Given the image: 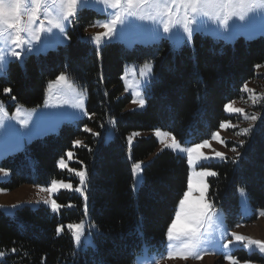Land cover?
Masks as SVG:
<instances>
[{
	"label": "trees",
	"instance_id": "trees-1",
	"mask_svg": "<svg viewBox=\"0 0 264 264\" xmlns=\"http://www.w3.org/2000/svg\"><path fill=\"white\" fill-rule=\"evenodd\" d=\"M99 17L93 10H79L67 43L28 54L22 63L11 61L0 76V101L9 110L41 105L47 85L64 74L84 92L88 113L0 162L9 173L4 191L44 186L53 179L72 181L75 189L79 179L58 167L68 153L73 158L68 164L87 173L84 195L60 190L55 200L62 207L55 213L43 205H23L12 215L0 209V264H133L143 248L163 251L167 227L186 190L188 166L168 150L153 155L158 142L143 133L161 129L182 144L208 138L227 118L224 105L238 99L242 86L264 67V35L226 43L195 33L191 44L180 48L164 40L132 48L105 42L96 48L85 30ZM146 62L153 71L143 90L145 106L127 109L132 97L121 76L126 65ZM108 128L113 137L105 141ZM133 133L138 135L129 146ZM77 140L81 143L75 145ZM145 160L134 188L132 166ZM209 167L217 175L208 180V199L222 209L229 227L240 219L239 188L246 191L254 218L264 210V96L239 155ZM81 221L91 240L87 247L77 245L68 228Z\"/></svg>",
	"mask_w": 264,
	"mask_h": 264
},
{
	"label": "rangeland",
	"instance_id": "rangeland-1",
	"mask_svg": "<svg viewBox=\"0 0 264 264\" xmlns=\"http://www.w3.org/2000/svg\"><path fill=\"white\" fill-rule=\"evenodd\" d=\"M5 2H7V0H5ZM21 3L22 9L19 15V20L23 23H26L31 12V0H21ZM83 8L93 10L100 15V17L96 19L95 26L93 28L85 30V34L96 48H99L105 42H119L126 48H132L135 45H150L154 43H160L163 40L173 48H180L182 46L190 45L192 37L195 33L221 39L226 43H233L239 37H243L244 39H252L257 36L264 35V7H257L255 10H250V5L241 6L237 3L236 6L232 9L237 13V15L233 16L230 19L229 27L226 31L223 28L219 27L216 23L209 22L205 18L202 19L201 23L193 25V27L196 28V31L193 32L191 38L189 39L187 37V34L183 33L182 25L179 27V31H173L169 34H165L163 33L162 24L158 25L152 23L151 21L140 20L137 17L133 16L128 17L127 21L124 24L117 25V28L112 36L103 38L100 46L97 47L95 42L91 40V37L105 31L104 28L97 25H99L100 23L109 22L113 18L115 10L112 8H106L103 3H98L97 0H88L86 5L78 3V11ZM227 11L228 9H225L226 13ZM53 12H55V9H53ZM239 14H244L245 18L243 20H240ZM75 19L76 16L71 18L70 23L66 22L65 33L63 35L57 29H52L51 32L45 30L39 33L41 38L39 40H36L33 33H22V38L26 41H31V44L34 46L35 50L31 52L16 48L15 44L11 43V41L9 40L5 46L7 60L3 71L0 72V76L4 74L8 63L11 61L22 63L24 57L28 54H44L48 50L54 49L58 45L67 43L68 39H64V36H67V32L72 29ZM41 21L44 22L45 29L50 27V25L47 24V20L45 19L43 13H41L39 19L35 22V26L39 27ZM4 27H6V25ZM11 31L14 34V30ZM27 47L28 45L26 43L23 48L27 49ZM12 50L21 51V57L17 58L11 56ZM144 64L130 63L126 65L122 74V76H125V79L122 80L124 88L128 89L127 91L125 90V92L130 94L132 97V101L127 105V109L133 108L135 110H141L144 108H141L138 106V104L133 103L134 99L144 98V77L141 76V70ZM255 74L256 76L254 79L248 81L242 86L240 97L227 103L231 104V106L234 108L243 109L244 113H246L248 117H251L253 115L257 116V119L255 121L246 119L245 115L242 113L227 112L224 109V114L227 116V118L222 122H225L226 124L230 123L234 127H226L222 129L219 125L217 129L212 131V133L216 132L219 134L220 138L224 141L223 144L219 143L216 140H213L212 133L208 138L195 143L186 142L182 144L177 139L176 140L184 147H191L195 144L202 143L204 140H208L209 146L203 147L199 149V151L205 153L208 156H213L214 151L223 153L225 157L237 156L239 154L240 146L243 145L241 144V141H243V143L245 142V138L249 136L257 123V120L259 118V105L262 97L264 96V67L258 68ZM150 76L147 78L148 81ZM245 85L249 91L243 90ZM138 91L141 93L140 96L136 95ZM80 97H83L84 105L82 109H77L73 107V105ZM0 104L3 105L4 110L7 113L6 117L0 116V118H3L4 121L3 124H0V162L4 158L23 150L24 147L33 139L57 132L59 126L62 123H74L75 121L86 117V115H84V112H86V96L82 90L78 89L68 79H66L65 81H58L56 78L55 80L51 81L47 85L45 98L41 105L35 107L16 105L13 110H9L5 103H2L0 101ZM17 109H19V112H17ZM250 125L252 126V130L248 135L237 134L241 129L248 128ZM157 130H160L161 132H167L170 135L167 137H158L155 134ZM143 135H153L157 140L158 146L153 155L161 152L162 150H168L173 154L184 158L187 163L186 152H174L172 149L166 148L164 143H161V140H163L165 143H171L173 135L170 132L161 129H154L150 132L143 133ZM131 136L133 137V142L134 136ZM112 137L113 132L111 128H108L104 134L105 141H108ZM233 148H235V151H232ZM71 160L73 161V158L68 156L67 161L63 160L64 167H58L61 170H66L68 176L79 179V177L76 176L75 173L81 171L80 169L82 168L78 169L76 166L71 167L68 164V161ZM220 161L223 160H219L218 158L212 159L208 162L203 163L201 166L212 170V168L209 167L210 164ZM147 162L148 160L140 161L139 163H141L143 167ZM0 169L3 168L0 167ZM193 171H199V168L193 169ZM189 172L190 169L188 166V175ZM140 174L141 170L138 173L139 177L141 176ZM210 177L206 178L207 184ZM7 179L8 175L4 176V174L0 172V209H2L8 215H12L14 209L23 205H28L31 207L43 205L51 210L50 203L46 205L44 201L47 200L50 202L52 199H55V196L60 190L72 191L74 189V186L72 190L60 189L58 192L51 195L47 191H41V188H47L50 186V181L47 185L44 186L25 184L12 191H4L1 185ZM64 182H70L73 185L72 181L66 180ZM187 187L188 183L186 185V190ZM200 187L201 185L198 182V178L194 176V191L186 207H191L195 204V198L199 196V191H197L196 189H199ZM241 189L243 188H239L237 191L240 213V219L238 223L232 227H229L225 222L222 209L215 206V208L217 209V215L222 220V224L219 225V231H217L218 225L216 223L206 225L208 233H211L212 235L213 242L211 244H203L201 246L204 250L201 258H158L159 254L161 253L166 255V245L168 244L166 238V244L163 251L150 252L147 249L143 248L137 255L133 264H229V261L225 259L226 252L236 257L240 264H244L245 261H247L248 264H264V253H260L259 250L255 248V246H252L251 249L244 248L243 244H237L235 241H233L231 235L232 233H236L253 240L264 242V215L261 214L262 212H264V210H258L257 215L254 218L253 210L248 201L246 191L243 189L244 191L241 192ZM206 199L209 201L208 190L206 193ZM174 218L175 213L173 219ZM183 227L184 221L182 219L177 223L176 229L180 230ZM86 238L89 239L83 234L82 240ZM229 241H233V243L232 245H230V250H226L223 248V244L228 243ZM180 243V240L174 241V244H176L177 247L180 245ZM244 243H246V241ZM246 257H248L249 259Z\"/></svg>",
	"mask_w": 264,
	"mask_h": 264
},
{
	"label": "snow or ice",
	"instance_id": "snow-or-ice-1",
	"mask_svg": "<svg viewBox=\"0 0 264 264\" xmlns=\"http://www.w3.org/2000/svg\"><path fill=\"white\" fill-rule=\"evenodd\" d=\"M88 0H31V12L29 19L26 23L19 20V15L22 9L21 0H0V72L3 71L7 55L5 52V46L10 40L11 43L15 44L16 48L26 50L28 52L34 51V46L31 41H26L22 38V33L31 32L35 35V39L39 40L41 37L39 35L42 31L51 32L52 29H57L63 35L65 33L66 22L70 23L71 18L77 16L78 13V3L87 4ZM98 3H103L106 8H112L115 10L113 18L109 22L100 23L99 27L105 29L104 32L98 33L91 37V40L95 42L97 47L100 46L101 41L105 37H111L117 28V25L124 24L128 17H137L140 20H148L155 24L163 25V33L169 34L173 31H179V27L182 25L183 33L187 34L190 39L196 28L193 25L201 23L202 19H207L209 22L216 23L219 27L223 28L225 31L229 27L230 19L237 15L232 9L236 4L241 6L250 5V10H255L257 7H264V0H97ZM55 9V12H53ZM225 9H228L227 13ZM41 13L44 14L47 24L50 25L45 29L44 22L41 21L39 27L35 26V22L39 19ZM245 18L244 14H239V19L243 20ZM6 25V27H4ZM11 30H14V34ZM64 39H68L65 35ZM27 43V49L23 46ZM21 51H11V56L20 58ZM153 71V66L151 63L146 62L141 70V76L144 77L143 86H147L148 77ZM67 78L64 74L57 77L58 81H65ZM124 80L125 76H121ZM128 90L127 88L125 89ZM244 91H249L245 85ZM5 93L10 92V89L5 88ZM137 96L141 93L138 91ZM133 103L138 104L139 107H144V98L134 99ZM84 105L83 97L77 99L73 107L77 109H82ZM224 109L227 112L242 113L245 115L246 119H251L255 121L257 116L253 115L248 117L244 113L243 109L234 108L231 104H225ZM19 112V109H17ZM84 115H88L84 112ZM0 116L6 117L7 113L4 110L2 104H0ZM3 118H0V124H3ZM115 123L113 119L111 121ZM23 123V122H22ZM220 127H234L233 125L221 122ZM85 131H91L85 126ZM252 130L250 125L248 128L241 129L238 135H248ZM158 137H167L170 134L167 132H161L157 130L155 133ZM93 135H99V133H93ZM138 135V133H133V136ZM133 137H128V144L131 146ZM212 139L223 144L224 141L220 138L219 134L216 132L212 133ZM74 144H80L81 141H74ZM161 143L165 144L166 148L172 149L177 153H187V164L189 166L190 172L188 175V187L187 190L183 192L182 197L179 199L178 206L175 211V218L171 220V223L167 227L166 238L168 244L166 245V255L163 253L159 254L158 258L161 259H187L193 257L196 259L201 258L203 254L202 245L211 244L212 235L208 233L206 225H211L216 223L218 225L217 231H219V225L222 224V220L217 215V209L214 204L206 199V193L208 190V184L206 183V178L210 176H216L217 173L211 169L204 168L201 165L212 159L225 160L226 157L223 153L219 151H214L213 156H208L205 153L199 151V149L209 146V141L204 140L200 144H195L191 147L182 146L176 138L173 136L171 143H165L161 140ZM243 144V141H241ZM235 151V148L232 149ZM239 155V154H238ZM71 157V153H68ZM236 161L233 160V163ZM58 166L64 167V162L61 159L58 162ZM133 176L135 178L134 188L136 184L141 182L138 176L139 171L142 169L141 163L137 162L133 164ZM199 168V171H193V169ZM0 172L4 176L9 175L7 170L0 169ZM79 177V186L75 187V191L84 195L83 186L86 184L87 173L85 170H81L75 173ZM198 178V182L201 185L199 189V196L195 198V204L191 207H186L189 202L190 197H192L193 189V177ZM60 189L72 190L73 185L65 183L64 181H57L56 179L51 180L50 186L47 188H41V191H47L50 195L58 192ZM241 192L244 190L241 189ZM47 205L50 203V207L53 213L57 212L62 205L57 203L55 199L49 201H44ZM69 206H71L69 204ZM15 207V206H13ZM264 215V212L261 213ZM183 219L184 227L180 230L176 229L177 223ZM68 228L73 231V240L76 244L80 245L83 243L85 247L91 245L90 239L82 240L84 234V224L83 221L77 224H70ZM57 234L61 232V228L57 227ZM223 235V234H222ZM233 241L237 244H243L246 249H251L255 246L260 253H264V242L259 240H253L251 238L232 233ZM186 238V239H185ZM180 240L181 243L177 247L174 241ZM233 241L223 244V248L230 250V245ZM246 241V243H244ZM3 255V253H0ZM225 259L229 261V264H240L238 259L227 252L225 253ZM244 264H248L247 261Z\"/></svg>",
	"mask_w": 264,
	"mask_h": 264
}]
</instances>
